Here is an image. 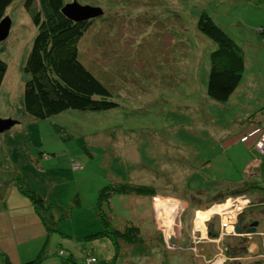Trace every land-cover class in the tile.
Returning <instances> with one entry per match:
<instances>
[{
    "label": "rangeland",
    "instance_id": "rangeland-1",
    "mask_svg": "<svg viewBox=\"0 0 264 264\" xmlns=\"http://www.w3.org/2000/svg\"><path fill=\"white\" fill-rule=\"evenodd\" d=\"M63 1L101 10L79 41V59L111 92L119 108L103 113L69 111L45 120L26 114L24 66L37 28L24 0H15L7 8L11 28L0 42V58L7 64L0 87V119L15 124L0 134L1 239L10 240V248L17 241H38L34 257L44 248L41 264H60L67 257L59 256L60 250L63 255L71 252L76 264L92 258L96 260L93 264H113L111 241L91 236L103 228L98 193L118 182L151 186L155 195H114L110 214L104 208L113 226L129 221L140 228L151 246L163 249L168 246L160 245L158 236L174 235L176 239L183 235L182 245H195L196 251L152 249L147 259H140L126 248L127 255L118 256L114 264H186L193 253L199 258L208 254L206 245L213 253L212 264L219 253L226 258L223 243L240 246L245 240L248 247L254 238L235 229V235L221 230L217 215L229 208L228 199L238 197L249 202L239 216H251L259 225V237L264 236V204L260 202L264 182L256 183L264 178V167H260L264 156L256 150L260 134L250 149L244 143L251 138L241 142L257 129L246 131L250 124L264 130L262 124L251 121L257 115L264 117L261 111L255 113L264 100L260 35L264 0ZM202 12L242 50V81L226 103L207 96L210 54L216 45L197 28ZM221 181H248L259 189L208 205L223 194L224 189L217 187ZM33 198L42 202L38 209ZM165 205L176 210L175 217L165 215L161 209ZM214 207L202 232L196 228L198 213ZM212 218V225L205 227V221ZM214 228L222 232L217 239L208 236ZM194 232L203 237L196 240L199 244H193ZM225 261L264 264V254Z\"/></svg>",
    "mask_w": 264,
    "mask_h": 264
},
{
    "label": "trees",
    "instance_id": "trees-1",
    "mask_svg": "<svg viewBox=\"0 0 264 264\" xmlns=\"http://www.w3.org/2000/svg\"><path fill=\"white\" fill-rule=\"evenodd\" d=\"M14 1L0 0V21L6 17V10ZM64 6L63 0H24V8L31 16L37 34L24 66L28 80L24 86L23 106L25 113L37 120L51 119L69 111L103 113L119 108V104L111 99V92L79 59V41L89 30L91 20L74 22L67 19L62 14ZM197 28L216 45V49L210 54L207 96L214 102L226 103L242 81L245 68L242 50L206 12H202L199 16ZM263 30L264 28L261 27L260 35L264 45ZM6 71L7 64L0 58V87ZM256 189L259 188L244 183L234 190H223V194L207 204L221 202L229 195H239ZM260 190L264 192V188ZM117 194L152 197L155 195V189L151 186L119 182L100 189L97 199L103 228L100 233L91 237H106L111 241L115 251L113 264L118 256L127 255L126 248L131 249L132 255L145 257L149 256L156 247L151 246L140 228L129 221H122L113 226L109 214L111 199ZM260 202L264 204V199ZM33 203L37 209L42 204L39 198H33ZM104 208L108 209L109 214L104 212ZM251 218V216H239L238 226L241 228L252 226L254 221ZM213 222L212 218L208 226L210 227ZM208 236L217 239L219 232L210 229ZM159 242L160 245L165 246L163 240ZM223 244L226 258L237 259L246 255L245 240L240 246ZM235 250L238 252L234 253ZM43 259L44 248L34 259L25 264H41ZM60 264H76V262L72 255L67 254Z\"/></svg>",
    "mask_w": 264,
    "mask_h": 264
},
{
    "label": "crops",
    "instance_id": "crops-1",
    "mask_svg": "<svg viewBox=\"0 0 264 264\" xmlns=\"http://www.w3.org/2000/svg\"><path fill=\"white\" fill-rule=\"evenodd\" d=\"M240 86V85H239ZM239 89V87L235 90V92H238L237 90ZM235 92H234V94H235ZM233 94V95H234ZM232 95V96H233ZM231 96V97H232ZM260 107H261V110H257V112H255L256 114L259 112V111H261V113H264V100L262 101V102H260ZM264 115V114H263ZM263 115H261V116H263ZM257 117L258 118H256V119H252L251 121L254 123L255 121H257L258 123H260V124H262L263 126H264V117H259L258 115H257ZM202 119L204 118V120H206V118L205 117H201ZM248 119H249V121L248 122H250L251 123V121H250V118L248 117ZM194 122H198L196 119L194 120ZM210 122H211V118H208V123L210 124ZM197 125L196 124H194V127H196ZM255 127H258V126H254V124H250L249 125V127L247 128V130L246 131H250L252 128H255ZM246 131H244V132H241L238 136H237V138H235L234 140H233V143H235L236 141H238V139L241 137V136H243V134L246 132ZM253 139H254V137L253 138H251V139H249V142L248 143H244V144H246L247 146H248V148L250 149L252 146H251V142L253 141ZM190 158L191 157H189V156H186L184 159H186V160H190ZM257 163V165H259V162L257 161L256 162ZM203 165L204 164H202V167H203ZM201 167V168H202ZM260 167H264V163H260ZM200 172L201 171H195V173L196 174H200ZM260 179H261V181L260 182H256V183H263L264 182V178H262V177H259ZM221 184H219V186H217V187H219V189H224V190H234V189H236V188H239V187H236L237 185H240V187L241 186H243V184L244 183H251V182H246V181H244V182H228V181H221L220 182ZM214 231L216 230L215 228L213 229ZM207 231V230H206ZM218 232H219V234H221L220 233V230H218ZM17 233L18 232H13L12 233V235L15 237V239H17ZM182 235V234H181ZM206 235H207V233H206ZM264 235V234H263ZM11 236V235H10ZM264 237V236H263ZM201 238H203V237H201ZM167 239L168 238H166V239H164L162 236L160 237V236H158V241H160V240H163L164 241V243L165 244H167V246H168V243H166L165 241H167ZM182 239H183V235L182 236H179V237H176V242H177V246L175 247V248H173V249H168V247H166V248H162V247H159V248H153V250H155V252H156V250L157 249H159V250H161V251H163V252H165V250L167 251V250H174L173 252H177V251H182V252H185V254H189V250L191 249V250H193L194 252L196 251V249L195 248H190L189 249V243H187L188 245H187V247H185V246H183L182 244ZM37 243H38V241H33V240H26V241H17L16 242V245L15 246H11V248H10V240H3V239H1V237H0V264H25L26 262H28V261H30V260H32V259H34L35 257H34V251L37 249L38 250V246H37ZM207 246V247H206ZM205 247H206V249H207V251H210L208 254H206L205 256H200V258L199 257H197L196 256V254L195 253H193L194 255H191V257L193 258V259H189L188 260V262L186 263V264H211V260H210V258H211V256H212V251H211V249H210V247L208 246V245H206ZM256 246H258V244L256 243V242H251V244L248 246V248H247V255H249V257H253V258H255V257H260L261 256V254H260V252L262 251L261 249L259 250V247H258V250L256 249ZM263 248V247H262ZM61 251V250H60ZM206 251V250H205ZM168 252V251H167ZM171 252V251H170ZM66 254H70V255H72V253L71 252H66L64 255H66ZM73 256V255H72ZM147 257L148 256H146V257H138V258H140V259H147ZM197 261V263H195V260ZM73 260H74V258H73ZM225 260H227V258H225L224 256H222L221 255V253H219L215 258H214V260H213V263L212 264H217V263H219V264H225ZM3 261V262H2ZM209 261H210V263H209ZM230 261H232V259H230Z\"/></svg>",
    "mask_w": 264,
    "mask_h": 264
},
{
    "label": "water",
    "instance_id": "water-1",
    "mask_svg": "<svg viewBox=\"0 0 264 264\" xmlns=\"http://www.w3.org/2000/svg\"><path fill=\"white\" fill-rule=\"evenodd\" d=\"M101 10L99 8H93L90 6H81L76 1L72 3L65 4L62 9V14L69 20L74 22H86L92 20L101 15ZM11 28V21L8 17H4L0 21V42L4 41L8 35ZM15 123L10 120H2L0 119V134L9 130ZM255 227H252L247 230L248 234L255 233ZM235 232L243 233V229L240 227H235ZM262 246L264 248V237L261 238ZM168 246L170 248H175L177 246V242L174 235H170L167 239ZM258 250V246H256Z\"/></svg>",
    "mask_w": 264,
    "mask_h": 264
},
{
    "label": "built area",
    "instance_id": "built-area-1",
    "mask_svg": "<svg viewBox=\"0 0 264 264\" xmlns=\"http://www.w3.org/2000/svg\"><path fill=\"white\" fill-rule=\"evenodd\" d=\"M256 134H260L259 139H258V145H256V150L258 151V153L262 156H264V130L261 127H257V129H254L253 131H251L247 136H244L241 139V142H246L248 141L249 138H253L255 137ZM257 136V135H256ZM230 203V206L228 209H224L222 210L220 213H218L217 215L220 218V229L221 230H226L227 233L229 232H234V225L237 221V218L239 216V214L245 209V207L248 204V201L242 199L241 197L235 198L234 200L228 199V201ZM229 230V232H228ZM193 239L195 240H199L198 237H196V232H194V237ZM63 251H59L58 254L59 256H65L63 255ZM95 259H89L86 260V264H93L95 263Z\"/></svg>",
    "mask_w": 264,
    "mask_h": 264
},
{
    "label": "flooded vegetation",
    "instance_id": "flooded-vegetation-1",
    "mask_svg": "<svg viewBox=\"0 0 264 264\" xmlns=\"http://www.w3.org/2000/svg\"><path fill=\"white\" fill-rule=\"evenodd\" d=\"M249 203V202H248ZM248 206V205H247ZM246 208V207H245ZM245 210V209H244ZM243 210V211H244ZM243 211L239 214V215H241V214H243ZM239 217V216H238ZM208 220V219H207ZM209 222H210V219L208 220V221H205V227H206V225H208L209 224ZM238 222L236 221V223H235V225H234V229H235V227H237L238 226V224H237ZM237 225V226H236ZM258 226L259 225H257V222H253V225L252 226H248V227H242V229H243V233H241L242 234V236H246V238L247 237H251V238H254V240H255V242L258 244V247H259V250L261 249L262 251L260 252V254H264V248H262L263 246H262V241H261V238L263 237H259V233L257 232V228H258ZM239 227V226H238ZM252 227H255V233H253V234H248L247 233V230L248 229H250V228H252ZM241 228V227H240ZM195 231H197V232H200L199 230H195ZM201 233V232H200ZM231 234H234L235 235V233L233 232V233H231ZM220 235V234H219ZM194 237V236H193ZM196 237H198L199 238V242H200V238H201V234H199V236L197 235ZM245 238V239H246ZM193 241H194V243L193 244H199V242H195V240L193 239ZM251 244V241L249 242V244H248V246ZM191 247V246H190ZM189 247V248H190ZM196 246L194 245L193 246V248H195ZM248 248V247H247ZM246 251H247V249H246ZM246 255H247V252H246ZM244 257V256H243ZM242 258V257H241ZM228 259V258H227Z\"/></svg>",
    "mask_w": 264,
    "mask_h": 264
},
{
    "label": "bare ground",
    "instance_id": "bare-ground-1",
    "mask_svg": "<svg viewBox=\"0 0 264 264\" xmlns=\"http://www.w3.org/2000/svg\"><path fill=\"white\" fill-rule=\"evenodd\" d=\"M170 205H165L163 208H161L166 214L165 215H169V216H174V213L176 212V210L172 207H169ZM217 208H213V210L207 211V212H199L198 213V217L196 219V228L202 230V232H204L203 229V222L206 218H208L210 216L211 212H214ZM175 217V216H174ZM164 220V217H163Z\"/></svg>",
    "mask_w": 264,
    "mask_h": 264
}]
</instances>
